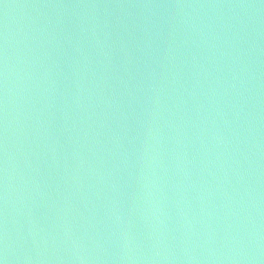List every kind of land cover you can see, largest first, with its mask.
<instances>
[{"label": "water", "instance_id": "1", "mask_svg": "<svg viewBox=\"0 0 264 264\" xmlns=\"http://www.w3.org/2000/svg\"><path fill=\"white\" fill-rule=\"evenodd\" d=\"M0 264H154L71 147L1 9Z\"/></svg>", "mask_w": 264, "mask_h": 264}]
</instances>
